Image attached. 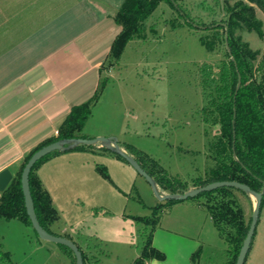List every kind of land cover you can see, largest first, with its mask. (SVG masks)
Returning <instances> with one entry per match:
<instances>
[{"label": "crops", "instance_id": "crops-1", "mask_svg": "<svg viewBox=\"0 0 264 264\" xmlns=\"http://www.w3.org/2000/svg\"><path fill=\"white\" fill-rule=\"evenodd\" d=\"M123 2L0 0V171L8 168L15 178L30 154L58 135L72 106L95 98L104 77L109 82L98 94L92 116L81 133L88 138L115 136L127 152L125 145L133 143L119 132L147 128L146 122L134 114L132 125L122 121L110 127L89 124L94 119L93 109L111 102L108 95L114 85V68L104 72L103 66L122 29L115 16ZM135 40L131 43L136 44ZM128 115L130 112H125L123 117ZM202 133L204 147V129ZM102 147L95 144L94 148L52 153L34 169L57 211L54 223L59 222L58 231L48 227L75 242L84 253L93 240L98 245L113 246L119 264H132L140 251V246L132 245L138 230L134 217L139 216L134 197L138 187L147 184L127 161ZM97 165L106 167L109 179L98 172ZM213 167L205 163V178ZM193 182L192 177L188 190L195 187ZM158 203L156 200L151 207ZM4 223L27 232L24 242L34 246L35 254L45 251L47 258L57 260L54 264H72L59 246L28 234L31 225L18 218L0 217V224ZM210 225L214 226L211 215L198 199L163 207L152 232V246L163 252L164 258L149 259L145 264H194L193 255L198 248L203 250L202 236ZM2 234L1 248L14 262L15 252L7 249L8 238ZM93 262L94 258L87 259L85 254L84 264H98Z\"/></svg>", "mask_w": 264, "mask_h": 264}, {"label": "rangeland", "instance_id": "rangeland-1", "mask_svg": "<svg viewBox=\"0 0 264 264\" xmlns=\"http://www.w3.org/2000/svg\"><path fill=\"white\" fill-rule=\"evenodd\" d=\"M224 1L178 0V4L195 22L211 26L212 22L227 17ZM227 1L232 5L237 0ZM255 13L264 22V13L256 6ZM150 16L152 17L146 21L143 36L135 38L136 44L129 41L118 60L110 53L104 62V72L114 68L115 76L111 79V84L114 85L108 95L110 96L108 101L111 102L105 106L97 105L93 109L94 119H91L89 124L110 127L122 121L124 124L132 125L135 124V119L131 117L134 114L140 121L146 122L147 128L136 127L137 131L131 130L127 133L122 131L119 132L120 136L130 144L133 143L132 146L134 145L136 149L143 150L153 161L159 162L169 176L188 185L192 177L194 180L205 179L206 162L215 167L222 159L228 161V152H221L216 145L219 133L218 125L213 124L214 117L211 114L212 107L209 102L211 89L203 86L202 77L203 67L218 76L220 62L225 58L222 30L213 27L208 29L188 27L177 11L165 1L160 2ZM237 34L251 49L264 51V37L245 30L238 31ZM200 38L205 39L212 47L202 45ZM104 78L100 82L97 94L103 85L109 82L108 78ZM125 112H130V116L123 117ZM202 128L205 132L204 147ZM143 180L147 185L138 187V193L135 192L134 197L139 206L137 214L151 216V206L157 198L147 181ZM160 192L164 193L161 190ZM232 193L243 209L245 222H248L255 198L237 190H233ZM220 198H222L220 193L208 197L211 203ZM199 200L203 203L207 198L202 196ZM166 202L159 201L162 204ZM58 224V221L55 223L53 221L49 223V227L58 231ZM137 224L138 230L132 238L134 246L141 245L142 230L145 228L142 223ZM31 228L32 226L28 229V234L35 236L36 233ZM0 232L8 238L7 249L15 252L14 262L11 257L8 259L0 255V264L57 262L54 257L47 258L45 251L35 254L34 246L26 245L24 242L28 236L21 228L7 226L4 223L0 224ZM202 239L203 250L194 257V264H229V246L219 237L213 225L206 229ZM112 247L105 243L98 245L90 240L85 254L87 259L94 258L93 263L119 264ZM1 250L4 251L3 247ZM244 264H264V205L260 210L256 233Z\"/></svg>", "mask_w": 264, "mask_h": 264}, {"label": "trees", "instance_id": "trees-1", "mask_svg": "<svg viewBox=\"0 0 264 264\" xmlns=\"http://www.w3.org/2000/svg\"><path fill=\"white\" fill-rule=\"evenodd\" d=\"M162 1L167 2L175 9L190 28L208 29L213 27L222 30L221 38L225 47V58L220 62L218 76L213 75L210 69L203 67L202 77L204 78L203 86L211 89L209 93L211 114L214 117L213 124L218 125L219 133L216 145L221 149V152H228V161L222 159L223 161L221 160L211 169L207 178L195 179L193 185L200 187L213 181L234 180L249 185L253 190L260 191L264 184V51L251 49L246 42L242 41L237 32L245 30L264 37V22L255 13V6L264 13V0H237L232 5H229L225 0L224 9L227 12V17L218 22H212L211 26L195 22L193 18L184 13L178 0H124L115 16L116 22L122 26V29L113 40L110 49L115 60L119 59L122 50L129 41L143 36L147 19ZM199 41L206 47H212L203 38H200ZM97 98L98 94L92 101L72 106L58 135L46 140L38 148L59 139L87 138L81 131L92 115V108ZM94 147L95 145L80 144L69 150ZM102 148L107 150L105 147ZM125 149L155 180L158 189H167L171 193L188 191L187 184L169 176L166 170L159 165V162L153 161L146 153L131 145H125ZM57 152L59 151L52 153ZM50 154L38 160L32 167L29 174V187L39 223L48 232L58 235L48 227L49 223L57 219V211L34 172L41 161ZM115 155L125 160L118 154ZM96 168L104 178L109 179L106 167L97 165ZM21 170L11 180L7 188L1 192L0 217L5 220L18 218L31 225L24 206L20 182ZM233 190L237 189L220 187L202 192L194 197L198 200L202 196L207 198V201L202 204L210 213L220 238L229 246V264H235L250 224V220L245 222L243 209L234 197ZM214 193L222 194V198L211 203L208 197ZM177 201L179 200H168L165 204H156L152 207L151 216L134 217L136 222L142 223L145 228L142 230L143 237L139 255L132 264H145L149 259L161 260L164 258V253L152 246V232L158 223L163 207ZM262 205H264V197H262L261 208ZM57 245L70 257L72 264H75L73 252L64 245ZM79 249L84 261L85 253L81 248ZM200 252L201 247L196 250L193 258ZM0 255L10 259L9 252L1 250V245Z\"/></svg>", "mask_w": 264, "mask_h": 264}, {"label": "water", "instance_id": "water-1", "mask_svg": "<svg viewBox=\"0 0 264 264\" xmlns=\"http://www.w3.org/2000/svg\"><path fill=\"white\" fill-rule=\"evenodd\" d=\"M95 145L100 144L105 147L107 150L113 152L114 154H118L122 158H124L137 172L140 174L150 185L153 194L157 198L158 201H168V200H185L188 198H194L202 192H208L215 190L220 187H230L244 192L245 194L252 195L255 198V204L253 207V211L250 218V224L246 236L242 242L239 253L237 255L235 264H244L250 250L252 244V238L256 232V227L259 221V215L261 210L262 197H264V184H262V188L260 191H256L251 189V187L245 183L238 181H228V180H220L209 182L204 186L192 188L184 193H161L156 185L155 180L141 167V165L136 161V159L125 150H123L119 144L118 140L115 136H96L90 138H66L59 139L50 143H47L40 148L36 149L28 158L25 165L23 166L20 174V182L21 189L24 197V206L26 214L31 222V226L35 231L36 235L42 239L55 244H61L68 247L74 254L75 264H84L82 253L79 247L75 242L70 240L67 237L61 235H55L48 232L46 229L42 227L39 223L33 199L30 192L29 187V174L31 172L34 164L43 158L44 156L54 152V151H66L77 145ZM13 179V175L8 168H5L0 171V192H3L11 180Z\"/></svg>", "mask_w": 264, "mask_h": 264}]
</instances>
